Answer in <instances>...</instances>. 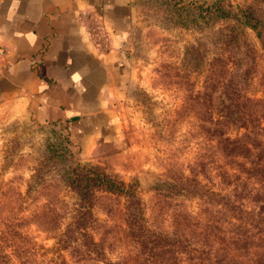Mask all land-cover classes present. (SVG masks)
Returning <instances> with one entry per match:
<instances>
[{"label":"rangeland","instance_id":"374dc122","mask_svg":"<svg viewBox=\"0 0 264 264\" xmlns=\"http://www.w3.org/2000/svg\"><path fill=\"white\" fill-rule=\"evenodd\" d=\"M214 1H133L123 47V81L117 97L110 100L115 127L104 139L79 146L71 141L65 125L35 122L0 103V217L22 218L21 231L37 248H52L50 227L66 217L73 199L48 171L39 180L31 176L34 168L54 167L42 162L49 151L67 149L80 164H96L125 183L136 182L152 229H174L194 241L207 234L203 230L208 216L199 201L167 198L157 188L165 178L189 177L225 189L237 173L223 142L242 138L243 132L233 131L214 111L220 83L232 71L229 53L212 44L214 28L209 32L208 27L214 24L203 23L196 14V7ZM222 1L242 8L254 0ZM245 35L255 54L244 108L264 124V51L250 30ZM189 48H197L201 60L198 55L187 60L188 54L185 59ZM28 184L43 186L27 193ZM123 202L122 197L105 193L95 196L92 233L111 261L135 256V245L123 224ZM225 254L228 259L236 257L232 249ZM237 259L244 256L237 254Z\"/></svg>","mask_w":264,"mask_h":264},{"label":"trees","instance_id":"16d2710c","mask_svg":"<svg viewBox=\"0 0 264 264\" xmlns=\"http://www.w3.org/2000/svg\"><path fill=\"white\" fill-rule=\"evenodd\" d=\"M196 14L203 23L214 24L208 27L209 32L214 28L212 44L229 53L232 71L220 83L214 111L233 131L243 132L242 138L223 142L237 173L230 176L225 189L207 186L195 178L171 177L161 181L157 190L167 198L199 201L208 216L203 230L207 234L194 241L174 229H152L136 182L125 183L96 164H80L67 149L65 153L51 150L42 162L54 167L34 168L31 178H45L47 171L57 178L73 199L66 217L50 227L53 246L48 251L37 248L21 231L22 218L0 217V264H264V124L260 116L246 112L243 103L253 79L255 54L245 30L254 34L264 51V0H254L242 8L215 0L206 7H196ZM197 55L201 60L197 48L185 51L187 60ZM42 186L28 184L26 191ZM97 193L123 198V224L135 245L133 258L111 261L95 241L93 207ZM228 249L236 252L235 258H227ZM237 254L244 260L237 259Z\"/></svg>","mask_w":264,"mask_h":264},{"label":"crops","instance_id":"0c3cea01","mask_svg":"<svg viewBox=\"0 0 264 264\" xmlns=\"http://www.w3.org/2000/svg\"><path fill=\"white\" fill-rule=\"evenodd\" d=\"M134 0H0V103L44 124L65 125L85 147L114 130L123 47ZM101 19L97 50L81 13ZM113 126V127H112Z\"/></svg>","mask_w":264,"mask_h":264},{"label":"built area","instance_id":"2783aa9c","mask_svg":"<svg viewBox=\"0 0 264 264\" xmlns=\"http://www.w3.org/2000/svg\"><path fill=\"white\" fill-rule=\"evenodd\" d=\"M84 16L87 22L84 24L86 33L93 46L97 50H101L105 46V43L107 41V35L102 21L95 14L83 12L81 13V15H79L80 19H82V17ZM2 55L3 50L0 48V58L2 57Z\"/></svg>","mask_w":264,"mask_h":264}]
</instances>
